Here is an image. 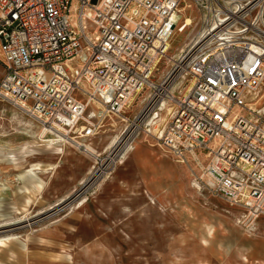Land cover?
Wrapping results in <instances>:
<instances>
[{
  "label": "built area",
  "instance_id": "built-area-1",
  "mask_svg": "<svg viewBox=\"0 0 264 264\" xmlns=\"http://www.w3.org/2000/svg\"><path fill=\"white\" fill-rule=\"evenodd\" d=\"M196 1L204 26L165 75L183 0H0V97L72 140L95 135L132 93H144V119L174 99L159 145L235 196L241 161L264 178L253 159L264 160V0ZM182 71L190 84L176 96Z\"/></svg>",
  "mask_w": 264,
  "mask_h": 264
},
{
  "label": "rangeland",
  "instance_id": "rangeland-1",
  "mask_svg": "<svg viewBox=\"0 0 264 264\" xmlns=\"http://www.w3.org/2000/svg\"><path fill=\"white\" fill-rule=\"evenodd\" d=\"M200 3L183 0L179 8L159 67L165 75L173 72L204 26L206 11ZM185 15L193 23L179 32ZM168 56H174L171 62ZM4 70L0 60V79ZM180 81L176 96L190 84L186 71L175 82ZM143 94H134L120 113L101 121L95 135L73 138L91 146L96 157L72 144L39 145L35 140L43 126L0 97V135H8L0 140V151L9 150L0 162L16 163L20 169L13 173V165L8 166L7 182L23 181L16 189L18 202L6 196L10 211L0 212L2 223L22 219L24 211L37 205L35 213L67 202L35 225L0 231V264H264V210L249 203L253 189H263L260 168L241 161L234 168L241 174L237 194H220L205 169L165 151L153 125L140 122ZM259 95H264V86ZM263 104L264 96L257 107ZM170 118H159L154 125L162 122L164 130ZM27 131L35 138H17ZM127 140L133 141L134 150L124 163L98 172L109 155L125 153ZM243 181L247 185L240 193Z\"/></svg>",
  "mask_w": 264,
  "mask_h": 264
},
{
  "label": "bare ground",
  "instance_id": "bare-ground-1",
  "mask_svg": "<svg viewBox=\"0 0 264 264\" xmlns=\"http://www.w3.org/2000/svg\"><path fill=\"white\" fill-rule=\"evenodd\" d=\"M233 2L235 1H239V0H232ZM180 12V11H178ZM175 19L177 21L178 17L177 14L175 16ZM193 23L192 18L190 16L185 15L183 18V22L180 25V29H178L179 32H183L188 26H190ZM196 39L193 38L188 44L187 46H190L191 43ZM167 49H169L170 44L169 42H167L166 45ZM174 56L169 57L168 56V62H171L173 60ZM181 74V73H180ZM183 86V81L177 82L174 85L173 91L176 90H180V88ZM134 94L132 93L130 95V97L126 100V104H128L130 102V100H132ZM144 99L142 98V101ZM173 101H175L173 99ZM173 101H167L164 100L162 101V103H160V106L150 115L148 116L146 119L142 118L141 116L139 117L140 122H144L146 126H152L153 125V130L160 135L162 133V130L160 128V124H162V122H166V117H168V115L172 114L173 111V107H174V103ZM143 103V102H142ZM22 113H26L27 111L24 110V107L21 104L15 105ZM161 118L162 122L159 124L154 125L157 120ZM27 126H31L30 123L27 124ZM137 127V126H136ZM134 128V129H138V128ZM24 135V136H21ZM20 136H17V138H35L34 135L30 134L29 131L27 132H23ZM8 135L6 134H1L0 135V140L3 139L4 137H6ZM130 139V138H128ZM117 140V137H115L111 144L115 143ZM133 140V138L131 139ZM131 140H127L126 144H125V153H123L122 155L119 153H113L111 155H109L107 157V161L99 168L98 172H103L105 169H107L109 167V165L114 164V163H118V164H122L124 163L125 159L127 158V154L132 152L134 150V143ZM37 141V143H40L39 145H70L72 144L73 146L76 147H84V152L90 154L91 156L96 157V154L94 152V150L92 149L91 146L89 145H84L81 142H77L75 140L69 139L66 136L62 135L59 132H47L44 133V130L39 134L38 138L35 140ZM14 151V150H11ZM15 152V151H14ZM6 153H9V150H1L0 151V158L4 157V155ZM119 157V158H118ZM118 158V160H117ZM253 159L256 160V162L259 164H262V172L264 175V160L258 156H254ZM13 165V168L11 170V172H15L17 170H20L17 168V164L16 163H8L7 160H4L2 162H0V196L2 195L3 198H0V212H5V211H10V208L7 206V197L6 196H13L14 200H17V202L19 201V196L18 193H16V189L18 188L17 186L19 185V183H23V181H10L7 182V180H9L11 177L7 176V174H9V172L7 170H5L8 166ZM2 166V167H1ZM6 175V176H5ZM250 176L247 178V180L249 181ZM6 180V181H5ZM90 182V181H89ZM89 182H86L84 184V188L87 187V184ZM250 182V181H249ZM246 183H243V186H245ZM3 186H9L10 188L5 189ZM254 194H258L257 191L254 192ZM153 201V200H152ZM154 202V201H153ZM42 202L40 201L41 204ZM249 203L250 205H255L257 206L259 209L264 210V190H262L261 194L259 197L257 196H250L249 197ZM67 205V202H65V200H62L58 203H56L53 207L47 208L44 211L35 213V209L38 207L35 206V208H31V209H27L26 211L23 212V218L19 219L17 221H12L10 223H2L4 219L0 218V231L3 230H8V229H16V228H22L24 226H30V225H35L36 223L42 221L43 219H45L46 217L59 212L60 210H62L65 206ZM14 212H18V210H15ZM77 224V223H76ZM80 230L79 225L77 224V226H75V231L74 232H78ZM43 257H49L50 254H43Z\"/></svg>",
  "mask_w": 264,
  "mask_h": 264
},
{
  "label": "water",
  "instance_id": "water-1",
  "mask_svg": "<svg viewBox=\"0 0 264 264\" xmlns=\"http://www.w3.org/2000/svg\"><path fill=\"white\" fill-rule=\"evenodd\" d=\"M93 2H96V0H93Z\"/></svg>",
  "mask_w": 264,
  "mask_h": 264
}]
</instances>
